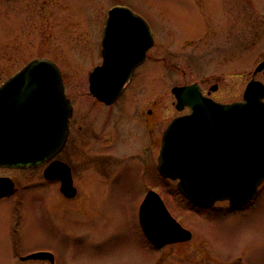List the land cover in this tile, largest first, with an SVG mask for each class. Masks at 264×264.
Segmentation results:
<instances>
[{
	"label": "rangeland",
	"instance_id": "374dc122",
	"mask_svg": "<svg viewBox=\"0 0 264 264\" xmlns=\"http://www.w3.org/2000/svg\"><path fill=\"white\" fill-rule=\"evenodd\" d=\"M117 5L143 15L155 36V46L121 103L143 104V111L152 108L158 117L162 113V127L179 113L174 85L199 82L208 89L219 83L213 95L234 101L242 98L252 77L264 82V72H256L264 60V0H0V81L31 57L56 60L66 92L89 121L84 133L74 126L65 152L77 166L84 159L78 139L89 136L83 150L94 156L95 141L104 137L94 134L104 115L93 103L88 80L103 60L105 20ZM133 112L132 105L111 125L122 132L115 157L121 161L128 152L138 157L123 160L125 174L117 180L102 181L94 170H84L76 201L64 199L61 188L43 184L42 169L0 167L19 186L0 197V264H264V187L249 214L206 215L182 200L175 182L156 184L152 178L171 213L193 232L188 241L152 246L139 220L146 194L139 183L148 178L136 172L143 137ZM158 125L152 128L156 133ZM39 249L51 250L53 259L19 257Z\"/></svg>",
	"mask_w": 264,
	"mask_h": 264
},
{
	"label": "water",
	"instance_id": "95a60500",
	"mask_svg": "<svg viewBox=\"0 0 264 264\" xmlns=\"http://www.w3.org/2000/svg\"><path fill=\"white\" fill-rule=\"evenodd\" d=\"M104 29L105 60L89 81L91 92L109 103L146 58L154 38L148 23L122 6L110 10ZM262 69L264 61L256 72ZM194 87L174 89L192 111L166 128L159 168L164 176L179 179L178 188L197 204L247 203L264 181V83L252 79L244 99L230 104L205 97ZM71 115L59 67L47 58L30 61L0 88V165H37L54 155L65 144ZM70 184L63 185L66 193ZM14 187L10 177L0 176V192ZM167 209L153 190L140 208L143 230L159 247L192 237ZM48 255L38 252L28 258Z\"/></svg>",
	"mask_w": 264,
	"mask_h": 264
},
{
	"label": "flooded vegetation",
	"instance_id": "af4514ba",
	"mask_svg": "<svg viewBox=\"0 0 264 264\" xmlns=\"http://www.w3.org/2000/svg\"><path fill=\"white\" fill-rule=\"evenodd\" d=\"M144 63H142L141 65H139L135 69L134 73L129 78L130 80L128 81L126 86L123 88L122 93L113 102H110V103L103 102L99 99H96V97L90 93L94 99L93 103L99 104L98 105L99 109H102V111H99V112H103L102 114L104 115V118H102V120L97 119L96 123L98 126L94 125V128H95L94 131L95 132L94 131L93 132H94V134H102V136H104V137L102 138V140L99 139V141H95L94 144H96V146H97L96 147L97 155H94V156L90 155V154H86L85 151L83 150L84 149L83 148L84 147L83 141L86 138H88L89 136L84 135V136L80 137V139H78L77 150L79 153H81L80 155H84V156H82V157H84V159L82 161L83 163L81 162L84 166L83 165L77 166V162L72 161L67 155L65 156L66 150L71 147L70 142H71L72 137H73L72 135H73L74 126L76 125L77 131L83 132L86 130L87 124L89 123V121L86 120V115L83 113V111L82 110L79 112L77 111L76 100L74 99L73 96L69 95V93L67 92V95L70 97V99L73 103V114H72V116L70 118V122H69V127H70V132H68L69 136H68V139H67L64 147L59 152H57L54 155V157L47 159V161L44 164H39V166H37V167H29L28 166L27 168H22V167L19 168L18 167L16 169H22V170H25L28 168L29 169H42L43 170L42 171V177H40L41 178L40 180L43 181L42 183L43 184H46V183L50 184L51 183L54 186H57L61 189H62V186L64 184L63 183V181H64L63 176H65L66 179L68 180V182L71 183L70 187H72L73 190L72 189L71 190H72V192H74L73 193L74 195L73 196H67L63 192H62V194L64 196V199H68L72 202L76 201L77 199H75V198H77L78 195L82 192L79 190V187H80V183L81 184L83 183V174L82 173L84 172V170H87V169L94 170L95 173H97V175L99 176V177H97V179H101V177H102V181H104L105 178H109V177H110L109 178L110 181L112 179H116V177L117 178H123V175L125 174V170H124V166H123V164H124L123 160L136 159L138 157V153L137 152H135V153L128 152L123 157V159H121V161L115 157L116 154H119L121 152V151L117 150L119 145L116 142V140H119V138L120 139L122 138V132L120 129L118 130V128L111 125V120L113 118H118V117L123 118L124 117V115H123L124 111L126 109L130 110V106L133 105L134 109H135V112H133V116L135 117L136 122L139 123L140 126H142L141 133H142V137H143V140H141V142L139 143L140 144L139 155L141 156V159H140L141 166L139 167L138 170H136V172L140 177L148 178V179H142L141 182L139 183V185H141L142 187L145 188L146 193L149 190H156V191L160 190V187L156 184L159 183V181L163 182V180L165 179L164 176L158 170V159H159V154H160V150H161L160 148H162L163 134H164V130H165V128L162 127L163 115H162V113H160L159 117H158L157 113L153 114L154 110L152 108L150 110L148 109L146 112L143 111V104H140V103H137V104L136 103H131V104L121 103V101H123L125 96L128 94V90L131 89L130 86H128L129 83L133 79H135L139 68H141ZM16 71H17V69L14 71V73ZM14 73L12 72L10 75H8L4 79H2L0 81V84H2L5 80L10 78ZM185 84H187V83L178 84V85H185ZM188 84H190V83H188ZM199 84L201 85V88H202L204 94L209 95L211 97H214L217 100H220L213 95V93L218 91V89L220 88L219 83H214V84H218V85H217V88L215 90H212V91H211V86L213 84L210 87L208 86V89L203 87L201 83H199ZM174 96H175V94H174ZM220 101H222V100H220ZM176 102H177V100L175 97V101L173 102V105L175 108L177 107ZM186 112H189L188 107H186L183 111H179L178 114H182V113H186ZM144 113H145V115H144ZM156 115H157V117H156ZM152 116H154L155 118L152 119ZM157 123H159L158 126H160L159 130L157 131L158 133H156V131H153V129H152L154 127V125H157ZM146 140H147V142H146V144H144ZM91 156H93L92 161H89V158ZM52 165H55L57 167L56 171H55L56 173H53V171H50V172H48L47 175H45V170L47 168L51 167ZM0 175H8V174L0 173ZM117 175H120V176H117ZM111 177H112V179H111ZM152 178H154V180L156 181V184L149 181V180H152ZM15 181L17 184L18 182L16 179H15ZM69 183H66V185H69ZM263 187H264V183H263V185H261L259 187L257 195L255 196V199L246 203L245 205H241L238 207L231 206L228 201H219V202H216L215 204H213L211 206H200V205H197V204L191 202L187 198H185L179 191H178V194L181 196L182 200L184 199L186 201V203H188L190 205V207L193 208L192 210H194L198 214L213 215L212 213H214V215H215L216 212L229 213V214H232V213L249 214L255 208V200H256L257 196L259 195V193ZM7 196H9V194H7V193L0 194V197H7ZM179 243H181V242H179ZM43 250H49V249H43ZM229 259H231V258H229ZM46 260H48V259H46Z\"/></svg>",
	"mask_w": 264,
	"mask_h": 264
}]
</instances>
